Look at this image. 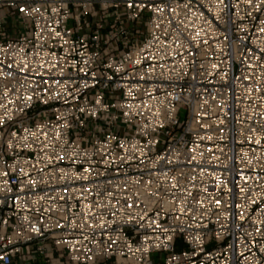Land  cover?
<instances>
[{
	"label": "built area",
	"instance_id": "obj_1",
	"mask_svg": "<svg viewBox=\"0 0 264 264\" xmlns=\"http://www.w3.org/2000/svg\"><path fill=\"white\" fill-rule=\"evenodd\" d=\"M55 250L264 264V0H0V264Z\"/></svg>",
	"mask_w": 264,
	"mask_h": 264
},
{
	"label": "rangeland",
	"instance_id": "obj_2",
	"mask_svg": "<svg viewBox=\"0 0 264 264\" xmlns=\"http://www.w3.org/2000/svg\"><path fill=\"white\" fill-rule=\"evenodd\" d=\"M183 244H182V241L179 240L178 242V249L181 250L183 249ZM62 252L61 251H57L55 250L54 251V257L59 261V262H62L63 264H71V263H68L67 260H66V257L65 256H60ZM155 260L156 262H159V263H162L164 258H165V254H160V253H157L155 254ZM125 262V261H123ZM122 262V260H117L115 257L114 258H109V259H105V258H99L97 259L95 262H93L92 264H124Z\"/></svg>",
	"mask_w": 264,
	"mask_h": 264
},
{
	"label": "crops",
	"instance_id": "obj_3",
	"mask_svg": "<svg viewBox=\"0 0 264 264\" xmlns=\"http://www.w3.org/2000/svg\"><path fill=\"white\" fill-rule=\"evenodd\" d=\"M38 264H45V260L43 259L42 256L37 257Z\"/></svg>",
	"mask_w": 264,
	"mask_h": 264
}]
</instances>
